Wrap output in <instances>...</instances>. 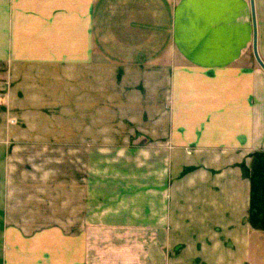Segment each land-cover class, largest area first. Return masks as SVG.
I'll return each instance as SVG.
<instances>
[{
	"label": "crops",
	"instance_id": "0c3cea01",
	"mask_svg": "<svg viewBox=\"0 0 264 264\" xmlns=\"http://www.w3.org/2000/svg\"><path fill=\"white\" fill-rule=\"evenodd\" d=\"M253 5L264 63V0ZM6 88L0 264H264L250 0H0ZM17 120H73L71 157L21 155ZM80 120L146 128L96 136ZM18 170L28 201L13 200Z\"/></svg>",
	"mask_w": 264,
	"mask_h": 264
},
{
	"label": "rangeland",
	"instance_id": "374dc122",
	"mask_svg": "<svg viewBox=\"0 0 264 264\" xmlns=\"http://www.w3.org/2000/svg\"><path fill=\"white\" fill-rule=\"evenodd\" d=\"M1 90V89H0ZM2 96V95H1ZM3 97V96H2ZM123 120H80L81 123V128L84 126V128L80 129V133L82 132H88V122L94 124L90 126V130L92 129L93 133L98 134V132H103V133H111V134H119V133H133V129L138 130V128H146V125L136 127L133 125H127L125 123H120ZM13 123H11L12 125ZM83 124V125H82ZM144 124H146L144 122ZM14 125V124H13ZM140 125V124H139ZM16 126V132L21 134L20 139H18L17 143L21 144V155H23L24 152L28 153L27 148H24L25 145L32 144L30 146V153L33 155H37L35 149L39 151V149L46 148L48 151V162H51L55 158V151L59 147L65 148V157L69 155L71 157V144H72V131H73V120H17V123L15 124ZM140 132V130H139ZM97 138V137H96ZM20 140V141H19ZM82 143V142H80ZM98 143V141H97ZM109 144L113 145L115 144V141H109ZM69 150V151H68ZM38 156L34 157L35 160H39L37 158ZM114 159V157H112ZM70 162V161H69ZM114 162V161H113ZM117 162V161H116ZM20 164V169L23 168V162H19ZM29 175V174H28ZM28 175H26L28 177ZM34 176V175H32ZM15 180L17 181L16 184L25 186L24 188H15V198L13 200L15 202H19L21 199L23 200L25 198L26 201L29 200V197L33 194L35 191H30L32 189L29 188V179H26L25 173L24 175L18 170L15 174ZM23 180V181H22ZM17 186V185H16ZM27 194V196H24ZM52 192L54 193V190L52 189ZM53 197L49 196V200L54 202V197L55 195L52 194ZM34 197V196H33ZM35 204L40 202L39 196H37L35 199ZM38 205V204H37ZM35 208L36 206H32ZM28 212H30L28 210ZM35 213H39V210H36ZM25 217H27V214H24ZM13 217H15V214H13ZM18 222L21 226L25 227L26 230H29L28 227L32 226L35 227L40 224H50V221H45V220H39V221H16Z\"/></svg>",
	"mask_w": 264,
	"mask_h": 264
},
{
	"label": "water",
	"instance_id": "95a60500",
	"mask_svg": "<svg viewBox=\"0 0 264 264\" xmlns=\"http://www.w3.org/2000/svg\"><path fill=\"white\" fill-rule=\"evenodd\" d=\"M250 5H251V13H252V21H253V53H254V56H255L257 62L259 63V65L264 70V63L259 58V55L257 53V48H256V27H255V13H254L253 0H250Z\"/></svg>",
	"mask_w": 264,
	"mask_h": 264
},
{
	"label": "built area",
	"instance_id": "2783aa9c",
	"mask_svg": "<svg viewBox=\"0 0 264 264\" xmlns=\"http://www.w3.org/2000/svg\"><path fill=\"white\" fill-rule=\"evenodd\" d=\"M6 85L8 86L9 85V81H6ZM7 96V88H6V90H4V89H1L0 90V97H2V96Z\"/></svg>",
	"mask_w": 264,
	"mask_h": 264
}]
</instances>
